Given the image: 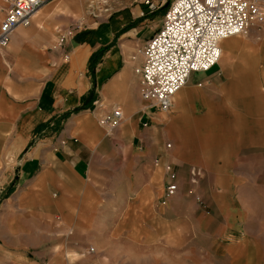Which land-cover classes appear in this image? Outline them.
Segmentation results:
<instances>
[{
    "label": "crops",
    "instance_id": "1",
    "mask_svg": "<svg viewBox=\"0 0 264 264\" xmlns=\"http://www.w3.org/2000/svg\"><path fill=\"white\" fill-rule=\"evenodd\" d=\"M105 1L43 0L0 48V264H264V27L160 112L136 70L163 14Z\"/></svg>",
    "mask_w": 264,
    "mask_h": 264
},
{
    "label": "built area",
    "instance_id": "2",
    "mask_svg": "<svg viewBox=\"0 0 264 264\" xmlns=\"http://www.w3.org/2000/svg\"><path fill=\"white\" fill-rule=\"evenodd\" d=\"M7 8L0 24V48L7 45L17 27L29 25L43 0H4ZM91 17L107 12L105 0H84ZM136 0H134L135 2ZM165 0H140L153 13ZM140 16H144L143 10ZM264 22V2L259 0H169L160 28L144 44L139 75L140 98L160 112L170 109L172 97L190 75L210 70L219 60V42L235 35L246 36ZM121 118L119 109L110 116V127ZM165 166V170H169ZM171 178H173L171 176ZM176 192L166 186L165 197ZM91 251V250H89Z\"/></svg>",
    "mask_w": 264,
    "mask_h": 264
},
{
    "label": "rangeland",
    "instance_id": "3",
    "mask_svg": "<svg viewBox=\"0 0 264 264\" xmlns=\"http://www.w3.org/2000/svg\"><path fill=\"white\" fill-rule=\"evenodd\" d=\"M168 1H169V0H165L164 4H162V6H160V7H158V9H157L156 11H154L153 13H149V12L145 11V8H144L143 5L140 3V0H136L135 2L132 0L131 3H132L133 5H138V6H140V7H143L144 16L141 17L140 14H139V17H141V18H145V17L148 16V15H151V16L153 17L154 22H151V26H152L153 24L158 25L159 19L161 18L162 14H164V11H165V9H166V7H167V2H168ZM259 1L264 2V0H259ZM107 9H108V8H107ZM139 11L141 12V10H139ZM104 13H106V12H104ZM104 13H99L98 15L101 16V15L104 14ZM156 16H157L159 19L156 18ZM154 17H155V18H154ZM262 27H264V22L260 23L258 26L253 27V28H256L257 30L260 31ZM159 28H160V26H159ZM159 28L155 29V32H154L153 34H155ZM239 36H242V35H239ZM213 67H214V66H213ZM166 171H167V172H171V168H170L169 170H166ZM169 184H174V183L171 181V182H169L167 185H169ZM167 185H166V186H167ZM174 185H175V184H174ZM197 185H199V184H197ZM202 185H204V186H201V187L206 188L205 190L207 191V190H208L207 188L209 187L210 184H202ZM175 186H176V185H175ZM165 190H166V187H165ZM165 190H164V196H165ZM206 191H205V192H206ZM244 193H245V195H247L248 198L251 197L250 194H248V193H250L249 190H244ZM174 194H175V193H174ZM253 196H254V195H252V197H253ZM251 200H252V198H251ZM247 208H248V212H249V213H256L257 205H255V204H253V203H251V202L249 201V204L247 205ZM201 211H202V212H205V213H208V212H209V207H208L206 204H203V205L201 206ZM204 224H205V226L207 225V224L204 222V223L201 224L202 227H203ZM250 228H251V229L255 228V224H251ZM89 250H91V251H89ZM89 250H88L89 253H93V251H94L93 248H89Z\"/></svg>",
    "mask_w": 264,
    "mask_h": 264
},
{
    "label": "bare ground",
    "instance_id": "4",
    "mask_svg": "<svg viewBox=\"0 0 264 264\" xmlns=\"http://www.w3.org/2000/svg\"><path fill=\"white\" fill-rule=\"evenodd\" d=\"M236 36H239V35H235V36H232V37H236ZM230 38H231V37H230ZM224 40H225V39H224ZM222 41H223V40H221L220 42H222ZM220 42H219V43H220ZM220 52H221V51H220Z\"/></svg>",
    "mask_w": 264,
    "mask_h": 264
}]
</instances>
